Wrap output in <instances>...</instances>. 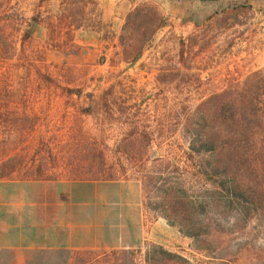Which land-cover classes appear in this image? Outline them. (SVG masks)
I'll list each match as a JSON object with an SVG mask.
<instances>
[{
  "label": "rangeland",
  "instance_id": "obj_1",
  "mask_svg": "<svg viewBox=\"0 0 264 264\" xmlns=\"http://www.w3.org/2000/svg\"><path fill=\"white\" fill-rule=\"evenodd\" d=\"M80 1L62 0L63 4L61 5V1L59 3L60 8L65 9L64 28L70 34L72 46L62 51L73 49L74 42L70 31L72 27L69 25L75 26L82 22L79 17L82 12L76 11L78 7L82 9ZM197 3L198 20L186 16L175 25L173 18L164 15L160 5L150 1H139L134 6L139 7L138 13L130 14L127 18L126 13L116 34L105 29L101 32L103 38L112 41L114 48L123 51L121 54L123 58H129L142 42L141 53L129 61L127 78L122 76L124 86L114 81L116 85L114 90L118 91L121 88L123 95L140 96L136 102L137 117L128 118L130 128L135 129V134H129L124 143L117 147L120 152H132L136 158H142L143 154L155 155L157 148L154 144L158 140L165 142L177 136L158 137L153 132L151 137H147L143 135L142 129L154 130L157 126L176 123L178 119L173 116V112L178 109L192 110L201 103L207 106L208 95L237 89L247 73L264 67V0H197ZM16 9L17 5L13 0H0V39L4 40L0 41V62L3 61L2 58L8 60L16 57L11 42L14 40L13 36H16L18 26L24 25ZM202 14L205 16L202 17ZM148 20L151 24L147 23ZM84 22H91L94 27L98 24L96 17L91 20L88 16ZM157 22L159 23L156 24ZM155 24L150 35L142 40L145 32ZM25 53L28 54V51ZM19 56L23 62L26 60L23 53ZM34 57L36 59L35 55ZM119 57L118 55L113 57V61ZM107 61L108 56L101 53L96 65L92 64L91 73L87 74L90 75V81L87 83L83 78L71 85L73 94L79 93L78 96L72 95L71 99L83 109L94 104L93 96L99 90L111 89L109 82L105 83L99 73H96L100 72L96 69L97 65H106ZM23 62L18 64V69L27 67L28 63ZM36 63L40 62L36 60ZM43 64L39 66L40 69L53 81L46 82L37 78L30 82L28 79L23 80L20 77L21 73L16 70L17 66L12 63H8L5 74H2L3 80H0L2 179H28L33 173L40 177L50 174L56 176L61 173L58 169L67 165L71 168L78 166L76 168H79L80 173H92L98 170L100 158L103 159V166L112 161L115 148L111 143L76 146L78 148L63 144L68 141L69 135L64 126H61L56 110L60 98L55 97V94L59 95L55 92L60 91L50 90L64 86L61 85L60 68ZM28 89L33 90L27 92ZM47 90L48 93L45 92ZM164 95L166 100H163ZM85 111L83 112L86 113ZM112 138L113 136H110L108 142ZM148 138L152 147L146 146L145 141ZM136 158H132L134 161L131 163L137 165ZM154 219L156 217L142 210L141 223L134 225L136 226L134 232L128 234L136 235L138 241L124 247L132 250L133 264H144L143 248L146 241L160 244L192 262L205 260L204 254L191 248L188 237L180 235L173 227L164 223L165 221L153 223ZM117 237H120L119 231ZM47 253L37 250L36 257H31L30 261L32 264H45L50 261L55 264L59 260L58 251H53L52 257H45Z\"/></svg>",
  "mask_w": 264,
  "mask_h": 264
},
{
  "label": "crops",
  "instance_id": "obj_2",
  "mask_svg": "<svg viewBox=\"0 0 264 264\" xmlns=\"http://www.w3.org/2000/svg\"><path fill=\"white\" fill-rule=\"evenodd\" d=\"M13 1L24 25L18 26L11 42L16 57L8 60L2 58L0 68L5 69L8 63H12L17 66V70L18 64L23 62L19 55L23 53V58L27 60L23 63L27 62L28 65L23 69L19 67L20 77L29 82L36 80L34 55L37 50H41L44 63L60 68L61 85L64 86L50 90L60 91L55 92L59 93L55 97L60 98L56 110L61 126L69 135L68 141L63 144L78 148L76 146L111 143L117 148L129 134H135L128 118L137 117L136 102L140 96L123 95L121 88L118 91L113 89L116 87L114 81L124 86L122 76L127 78L129 61L114 60L111 63L107 61L103 66L97 65L96 69L100 72L96 73L105 83L109 82L111 89L99 90L93 96L94 104L87 109L71 99L72 95H79L76 92L73 94L71 85L83 78L87 83L90 81V75L87 74L91 73L99 55L105 53L109 57L114 49L112 41L103 38L101 32L105 29L116 34L126 13L143 0H81L82 13L79 17L82 22L75 26L69 25L74 42L71 51H60L47 44L44 20L56 18L62 0ZM144 1L160 5L164 15L173 18L175 25L186 16L198 20L197 0ZM32 16H35V21L30 19ZM88 16L91 20L96 17L98 24L95 27L91 22H84ZM21 34H24L23 38ZM0 41L4 42L2 39ZM30 90L33 89L27 92ZM110 136L113 138L108 142ZM116 153L113 150L112 158ZM76 167L67 165L58 169L61 173L56 176L50 174L40 177L33 173L28 179L0 178V264H32L30 259L36 257L37 250L47 251L45 257H52L53 251H58L59 260L55 264H69L71 253L76 250L100 252L138 242L136 235H128L134 232L142 218L138 179L123 177L114 169V178L124 179L85 178L83 176L94 174L80 173ZM48 171L51 172L50 169ZM159 220L164 222L156 217L153 223Z\"/></svg>",
  "mask_w": 264,
  "mask_h": 264
},
{
  "label": "trees",
  "instance_id": "obj_3",
  "mask_svg": "<svg viewBox=\"0 0 264 264\" xmlns=\"http://www.w3.org/2000/svg\"><path fill=\"white\" fill-rule=\"evenodd\" d=\"M64 10L60 8L54 20H44L50 48L72 47L64 28ZM138 10L134 7L126 18ZM76 11L80 13L81 8ZM30 19L35 21V16ZM147 23L151 24L149 20ZM141 48L142 42L129 58H123V51L114 48L108 62L117 55L120 57L116 60H134ZM40 51L35 52L40 62L34 67L36 76L53 81L39 67L44 63ZM0 69L3 80L6 68ZM163 98L166 100L165 95ZM173 116L178 119L176 123L141 130L147 137L153 132L158 137L177 136L165 142L158 140L155 155L136 158L132 152L119 153L115 148L112 161L103 166L100 158L98 170L90 173L94 175L83 177L114 178V169L123 177L138 179L142 210L161 217L190 239L193 250L206 257L202 262H192L146 241L144 264H264V67L247 73L237 89L208 95L207 106L201 103L192 110L178 109ZM145 143L152 147L149 138ZM132 158L137 165L131 163ZM69 264H133V252L127 248L76 250Z\"/></svg>",
  "mask_w": 264,
  "mask_h": 264
}]
</instances>
